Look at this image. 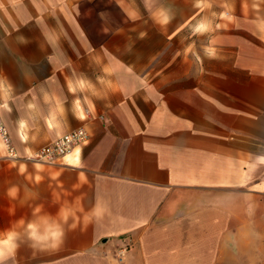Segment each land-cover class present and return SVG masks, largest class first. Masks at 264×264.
Instances as JSON below:
<instances>
[{
	"label": "crops",
	"instance_id": "1",
	"mask_svg": "<svg viewBox=\"0 0 264 264\" xmlns=\"http://www.w3.org/2000/svg\"><path fill=\"white\" fill-rule=\"evenodd\" d=\"M0 120V264H264V0H0Z\"/></svg>",
	"mask_w": 264,
	"mask_h": 264
},
{
	"label": "clouds",
	"instance_id": "2",
	"mask_svg": "<svg viewBox=\"0 0 264 264\" xmlns=\"http://www.w3.org/2000/svg\"><path fill=\"white\" fill-rule=\"evenodd\" d=\"M165 13L163 10L160 12V16L164 17ZM16 189H11L9 191L10 196H15ZM39 212V209H37ZM58 215L67 223L69 219L70 213L65 210L61 209ZM45 220L43 228L41 224L38 223L36 220L29 221L26 227V238L28 241L31 242L32 247H47V246H56L58 245L64 236V230L59 223H56L52 219L49 218H41ZM71 227L75 228L76 225L72 224ZM20 237L19 235L11 230H4L0 232V242H2L5 246V250L8 248L15 249L18 247V241Z\"/></svg>",
	"mask_w": 264,
	"mask_h": 264
},
{
	"label": "built area",
	"instance_id": "3",
	"mask_svg": "<svg viewBox=\"0 0 264 264\" xmlns=\"http://www.w3.org/2000/svg\"><path fill=\"white\" fill-rule=\"evenodd\" d=\"M0 137L8 151L12 153L11 138L8 135V129L6 125L0 120ZM90 134L84 127L72 129L66 134L53 139L48 144L40 147L37 152L32 156L36 161H42L46 163H52L53 161L66 156L68 153L74 151V149L81 147L89 141ZM127 246L119 249L118 255L127 250Z\"/></svg>",
	"mask_w": 264,
	"mask_h": 264
},
{
	"label": "rangeland",
	"instance_id": "4",
	"mask_svg": "<svg viewBox=\"0 0 264 264\" xmlns=\"http://www.w3.org/2000/svg\"><path fill=\"white\" fill-rule=\"evenodd\" d=\"M258 38H255L254 40H257Z\"/></svg>",
	"mask_w": 264,
	"mask_h": 264
}]
</instances>
